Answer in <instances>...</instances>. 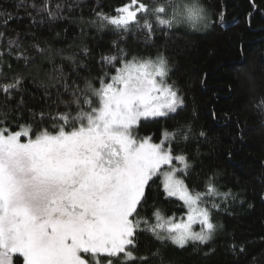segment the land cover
Returning <instances> with one entry per match:
<instances>
[{
    "label": "snow or ice",
    "instance_id": "obj_1",
    "mask_svg": "<svg viewBox=\"0 0 264 264\" xmlns=\"http://www.w3.org/2000/svg\"><path fill=\"white\" fill-rule=\"evenodd\" d=\"M39 10L54 15L47 3ZM114 13L97 16L117 30L138 25L149 36L154 25L172 29L181 18L193 28L209 26L201 0H127ZM218 18L222 24L224 14ZM18 38L8 41L10 50L20 47ZM32 47L45 51L38 44ZM120 52L119 58L101 57L115 74L104 73L95 83L86 77L83 88L77 83L75 57H66L73 78L64 74L63 65L53 66L49 78L64 110L46 119L40 113L50 128L35 122L13 127L7 114L0 119V264H14V258L15 264H149L134 251L138 233L149 232L180 248L213 238L217 225L211 209L220 205L213 202L209 207L207 200L232 194L219 192L212 178L204 191L192 190L178 175H186L191 164L187 156L173 154L171 142L177 136L187 140L188 133L165 130L159 143L151 136L134 135L142 119L164 117L184 105L174 84L167 82L168 62L163 56L125 59L127 54ZM83 54L88 55L86 48ZM17 59L33 61L23 52ZM22 80L0 84L6 101L19 93ZM256 107L264 111V100ZM154 177L160 178L167 197L182 201L186 218L177 221L155 210V223H150L140 215ZM197 224L199 231L194 230Z\"/></svg>",
    "mask_w": 264,
    "mask_h": 264
},
{
    "label": "trees",
    "instance_id": "obj_2",
    "mask_svg": "<svg viewBox=\"0 0 264 264\" xmlns=\"http://www.w3.org/2000/svg\"><path fill=\"white\" fill-rule=\"evenodd\" d=\"M126 2L0 0L4 33L0 84L23 77L21 90L13 92L11 100L0 93V119L7 114L13 127L35 122L50 128L40 113L46 119L49 113L64 110L49 74L53 66L63 65L64 74L73 78V65L66 57H75L77 83L83 88L86 77L95 83L104 73L115 74L101 62L102 56L119 58L121 49L125 59L163 56L169 66L167 82L174 84L184 105L175 113L140 123L134 135L151 136L159 143L165 130L187 132V140L177 136L171 142L173 154L187 156L191 164L186 175L180 174L185 183L204 191L212 178L219 192L232 195L207 200L209 207L213 202L220 205L211 209L217 228L209 242L180 248L142 232L136 236L134 251L147 257L149 264H264V111L256 107L264 100V0H201L207 28L203 24L193 28L181 18L172 29L154 25L151 36L138 25L122 31L101 23L97 13L114 15V9ZM45 3L53 16L39 10ZM220 13L225 18L222 24ZM17 36L20 47L10 50L8 41ZM35 44L45 49L43 54L32 47ZM21 52L34 62L18 60ZM81 64L86 66L82 70ZM201 131L205 136L199 135ZM138 210L150 223H155V210L176 220L187 213L183 203L166 196L159 177L149 182Z\"/></svg>",
    "mask_w": 264,
    "mask_h": 264
},
{
    "label": "rangeland",
    "instance_id": "obj_3",
    "mask_svg": "<svg viewBox=\"0 0 264 264\" xmlns=\"http://www.w3.org/2000/svg\"><path fill=\"white\" fill-rule=\"evenodd\" d=\"M179 108H180V107H179ZM169 114H172V113H169ZM169 114H168V115H169ZM164 117H165V116H164ZM157 118H161V117L142 119V120L140 121V123H142V122H146V121H150V120H154V119H157ZM140 123H139V124H140ZM139 124H138V125H139ZM136 128H137V127H136ZM136 128H135V129H136ZM173 163H174V165H175L176 167H180V165H179L178 162L174 161ZM169 198L174 199V200H177V201H179V202L182 203V201L178 200V199L175 198V197H169ZM186 210H187V208H186ZM184 218H186V215L184 216ZM179 220H180V219H178L177 221H179ZM194 230H195V231H199V230H200V225H199V224L195 225V226H194ZM208 242H209V241H208ZM189 243H192V242H189ZM197 243H199V242H197Z\"/></svg>",
    "mask_w": 264,
    "mask_h": 264
},
{
    "label": "crops",
    "instance_id": "obj_4",
    "mask_svg": "<svg viewBox=\"0 0 264 264\" xmlns=\"http://www.w3.org/2000/svg\"><path fill=\"white\" fill-rule=\"evenodd\" d=\"M178 175H180V174H178Z\"/></svg>",
    "mask_w": 264,
    "mask_h": 264
}]
</instances>
